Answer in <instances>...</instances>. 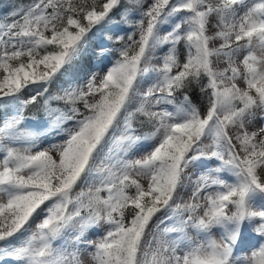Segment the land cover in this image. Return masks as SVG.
I'll return each instance as SVG.
<instances>
[{"label": "snow or ice", "instance_id": "1", "mask_svg": "<svg viewBox=\"0 0 264 264\" xmlns=\"http://www.w3.org/2000/svg\"><path fill=\"white\" fill-rule=\"evenodd\" d=\"M9 109L0 264H264V0L14 5Z\"/></svg>", "mask_w": 264, "mask_h": 264}, {"label": "rangeland", "instance_id": "2", "mask_svg": "<svg viewBox=\"0 0 264 264\" xmlns=\"http://www.w3.org/2000/svg\"><path fill=\"white\" fill-rule=\"evenodd\" d=\"M15 4H11V1L10 0H0V12H1V18L5 17L10 11H12V8ZM120 34H124L123 32H121ZM105 35H114L113 32H106ZM110 46V45H109ZM88 61H90L91 63L95 64V61L91 58H86ZM100 68L97 67L96 69H94L93 71H99ZM57 86L56 85H53L52 88H51V92L55 93L57 91ZM34 94V92L31 90V89H28V90H25L21 96H20V100L23 101V100H27L29 99L32 95ZM12 111V109H9L8 113H5L4 111H0V121H2L4 119V117L7 115V114H10V112ZM40 117H36V119L38 120H43L44 119V116H43V113L40 111ZM29 117H33L32 115H28V114H25ZM29 124H31V121H28ZM58 139L55 137V133L52 134L51 137L47 138V139H44L42 141V144L43 146H47L49 142H55V140ZM180 195H182L185 199H187L188 195H190V192H185L184 190H181V193ZM179 202V200L177 201ZM95 235L96 233H93L91 235L90 238H95ZM5 264H14L13 261H5Z\"/></svg>", "mask_w": 264, "mask_h": 264}, {"label": "trees", "instance_id": "3", "mask_svg": "<svg viewBox=\"0 0 264 264\" xmlns=\"http://www.w3.org/2000/svg\"><path fill=\"white\" fill-rule=\"evenodd\" d=\"M11 4H15V5H27L29 3H31V0H10ZM1 12H0V18H1ZM193 101L199 103V97L198 95H193ZM39 109V105H30L26 110H25V114L28 115H32L35 117H40V111ZM26 117H29L27 115H25Z\"/></svg>", "mask_w": 264, "mask_h": 264}, {"label": "bare ground", "instance_id": "4", "mask_svg": "<svg viewBox=\"0 0 264 264\" xmlns=\"http://www.w3.org/2000/svg\"><path fill=\"white\" fill-rule=\"evenodd\" d=\"M83 63H84V65H85V67H86L90 72L97 68L96 64L91 63V62L88 61L86 58H85V60H84Z\"/></svg>", "mask_w": 264, "mask_h": 264}]
</instances>
